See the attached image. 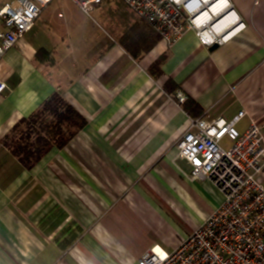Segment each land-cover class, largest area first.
<instances>
[{
  "label": "crops",
  "instance_id": "obj_1",
  "mask_svg": "<svg viewBox=\"0 0 264 264\" xmlns=\"http://www.w3.org/2000/svg\"><path fill=\"white\" fill-rule=\"evenodd\" d=\"M230 1L243 26L213 50L192 29L167 45L110 0L96 8L108 29L92 33L61 12L65 32L46 37L36 25L6 52L0 264H138L151 248L173 251L222 205L174 144L189 118L230 120L242 110L238 128L255 121L264 134V0ZM178 90L182 105L170 97ZM54 93L87 123L25 169L2 140Z\"/></svg>",
  "mask_w": 264,
  "mask_h": 264
},
{
  "label": "built area",
  "instance_id": "obj_2",
  "mask_svg": "<svg viewBox=\"0 0 264 264\" xmlns=\"http://www.w3.org/2000/svg\"><path fill=\"white\" fill-rule=\"evenodd\" d=\"M53 1L0 2V62ZM71 1L91 17L93 10L110 0ZM119 1L167 45L190 29L202 45H221L243 26L230 0ZM221 1L224 7L214 12L212 6ZM231 14L233 21L217 30L216 26ZM3 74L0 70V102L8 89ZM170 97L177 105L187 100L181 90ZM245 115L242 110L230 120L189 118L185 132L174 144L178 155L189 163L191 178L212 181L224 201L173 251L151 248L138 264H264V134L262 125L255 121L241 131L238 124Z\"/></svg>",
  "mask_w": 264,
  "mask_h": 264
},
{
  "label": "trees",
  "instance_id": "obj_3",
  "mask_svg": "<svg viewBox=\"0 0 264 264\" xmlns=\"http://www.w3.org/2000/svg\"><path fill=\"white\" fill-rule=\"evenodd\" d=\"M43 51L37 52L41 56ZM162 59L152 67L154 75ZM87 123L66 99L54 93L30 116L22 118L2 140V144L25 169L34 167L52 148L64 147Z\"/></svg>",
  "mask_w": 264,
  "mask_h": 264
},
{
  "label": "rangeland",
  "instance_id": "obj_4",
  "mask_svg": "<svg viewBox=\"0 0 264 264\" xmlns=\"http://www.w3.org/2000/svg\"><path fill=\"white\" fill-rule=\"evenodd\" d=\"M0 1H8V0H0ZM107 3L108 2H106L100 8H104V6ZM112 3H114V5L118 4V2H114V1ZM61 12L65 13L69 18L81 20L82 23H79L78 27L82 28V26H85L92 33H96V34L102 30L101 27H103L104 29H108V26L110 24L108 17H106V16L102 17L104 15V13L99 9L93 10L91 13V17H89V16H86L85 14H83L78 9V7L74 5V3L71 0H54L48 7H46L42 11L40 17L35 21L32 29H34L37 25L36 28H42L43 29L42 33H44L46 35V37H48V36L51 37L52 34H54L55 32L56 33L65 32V30L62 28V26H63L62 24H63L64 20L60 16ZM48 21L50 23H48V25H47ZM79 30H81V29H79ZM79 30L76 29L75 31H79ZM227 143H228L227 140H225L224 144L227 145ZM188 215H189L188 217L190 219H193L195 216V211H194V213L190 212V214H188ZM185 229H186V227H185Z\"/></svg>",
  "mask_w": 264,
  "mask_h": 264
},
{
  "label": "bare ground",
  "instance_id": "obj_5",
  "mask_svg": "<svg viewBox=\"0 0 264 264\" xmlns=\"http://www.w3.org/2000/svg\"><path fill=\"white\" fill-rule=\"evenodd\" d=\"M224 5H225V2H223V1H221V2H219V3H217V4H215L214 6H212V10L214 11V12H217V11H220L223 7H224ZM233 18H234V16L231 14V15H228V16H226L217 26H216V29L217 30H219V29H221L223 26H225V25H227V24H229V23H231L232 21H233ZM157 250H159L158 248H157Z\"/></svg>",
  "mask_w": 264,
  "mask_h": 264
},
{
  "label": "water",
  "instance_id": "obj_6",
  "mask_svg": "<svg viewBox=\"0 0 264 264\" xmlns=\"http://www.w3.org/2000/svg\"><path fill=\"white\" fill-rule=\"evenodd\" d=\"M217 47H218V44H214V45L211 46V50H213V49H215Z\"/></svg>",
  "mask_w": 264,
  "mask_h": 264
}]
</instances>
